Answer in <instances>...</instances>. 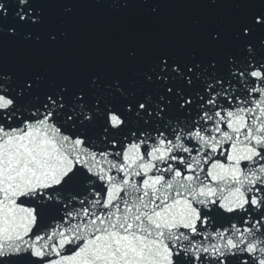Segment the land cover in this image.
I'll return each instance as SVG.
<instances>
[{
    "label": "snow or ice",
    "instance_id": "1",
    "mask_svg": "<svg viewBox=\"0 0 264 264\" xmlns=\"http://www.w3.org/2000/svg\"><path fill=\"white\" fill-rule=\"evenodd\" d=\"M0 264H264V0H0Z\"/></svg>",
    "mask_w": 264,
    "mask_h": 264
}]
</instances>
